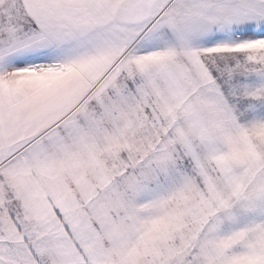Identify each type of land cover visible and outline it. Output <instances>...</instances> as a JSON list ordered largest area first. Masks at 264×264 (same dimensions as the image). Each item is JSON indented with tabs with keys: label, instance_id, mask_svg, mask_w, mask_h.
Segmentation results:
<instances>
[{
	"label": "snow or ice",
	"instance_id": "snow-or-ice-1",
	"mask_svg": "<svg viewBox=\"0 0 264 264\" xmlns=\"http://www.w3.org/2000/svg\"><path fill=\"white\" fill-rule=\"evenodd\" d=\"M0 264H264V0H0Z\"/></svg>",
	"mask_w": 264,
	"mask_h": 264
}]
</instances>
